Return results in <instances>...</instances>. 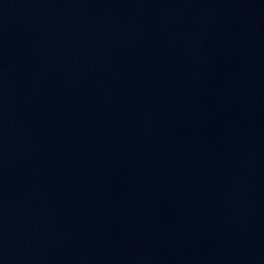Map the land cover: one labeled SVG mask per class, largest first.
Masks as SVG:
<instances>
[{
	"label": "water",
	"instance_id": "1",
	"mask_svg": "<svg viewBox=\"0 0 264 264\" xmlns=\"http://www.w3.org/2000/svg\"><path fill=\"white\" fill-rule=\"evenodd\" d=\"M0 264H264V0H0Z\"/></svg>",
	"mask_w": 264,
	"mask_h": 264
}]
</instances>
